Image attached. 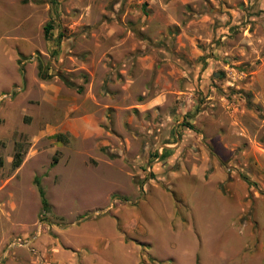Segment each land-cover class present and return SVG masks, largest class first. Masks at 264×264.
Masks as SVG:
<instances>
[{
  "label": "rangeland",
  "instance_id": "1",
  "mask_svg": "<svg viewBox=\"0 0 264 264\" xmlns=\"http://www.w3.org/2000/svg\"><path fill=\"white\" fill-rule=\"evenodd\" d=\"M0 264H264V0H0Z\"/></svg>",
  "mask_w": 264,
  "mask_h": 264
},
{
  "label": "trees",
  "instance_id": "2",
  "mask_svg": "<svg viewBox=\"0 0 264 264\" xmlns=\"http://www.w3.org/2000/svg\"><path fill=\"white\" fill-rule=\"evenodd\" d=\"M42 29H43V37H44V38H47V37L49 36V33H50L51 24H50L49 22L44 23ZM17 60L19 61V58H18ZM37 66H38V74H39L40 76H42V77H48V76H49V75H47L46 73H43V70H42L43 66H42L41 61L38 60ZM19 68H20V70L22 71V68H21V67H19ZM58 76H59V77H60V78L66 83V84H68V85H72V84L68 81V79L65 77L64 74L59 73ZM80 88H81V87L78 86V87H76V90L79 91ZM164 153H165V151H164ZM164 155H165V154H164ZM164 155H162V153H160V154H158V155H157L156 152L154 153V156H158V157H162V156H164ZM20 161H21V156H20V154H19L18 152H15L14 155H13L12 161H11V162H12V165L17 166V165L20 163ZM53 163H54V160H52V164H53ZM34 184H35V186H36V190H37V193H38V196H39V202H40L41 210H42L43 212H48V211H49V205H48V202H47V200H46V198H45V196H44V191H43L42 187L40 186V184H39V180H38L37 177L34 178Z\"/></svg>",
  "mask_w": 264,
  "mask_h": 264
}]
</instances>
